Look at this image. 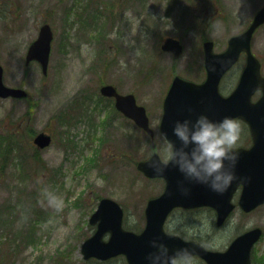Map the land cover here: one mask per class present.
I'll return each mask as SVG.
<instances>
[{"label":"rangeland","instance_id":"374dc122","mask_svg":"<svg viewBox=\"0 0 264 264\" xmlns=\"http://www.w3.org/2000/svg\"><path fill=\"white\" fill-rule=\"evenodd\" d=\"M93 2L100 11L88 8L96 19L88 28L82 18L87 4ZM222 2L226 19L205 26L214 16L207 1L195 5L190 0H0L4 82L25 88L30 95L27 101L0 100V133L17 129L16 120L32 107L27 124L33 133L43 131L54 137L53 145L42 151L46 169L43 164L39 170L34 165L31 169L15 159L0 180L2 209L17 205L32 192L37 196L32 197V210L42 214L32 244L19 237L25 218L23 225L19 221L1 224L0 264H85L80 248L94 233L89 219L104 197L125 208V228H144L146 201L163 189L135 167V162L150 156L152 140L132 121L113 112L112 100L97 103L102 97L100 87L111 84L122 94L135 95L148 111L155 150L165 159L167 141L159 125L173 78L200 76L188 68H202L203 37L215 41V51L224 50L228 39L243 32L264 5V0ZM45 23L55 36L47 77L37 62L25 67L28 47ZM168 37L181 40L184 46L178 60L161 51ZM252 50L264 60V26L255 33ZM232 78L225 79L224 91ZM61 113L68 120L65 124ZM193 219L206 221L201 235L213 231V240L207 243L221 250L249 229L264 231V206L249 214L235 210L231 223L221 231L211 225L210 214ZM263 256L264 235L253 249V264H264Z\"/></svg>","mask_w":264,"mask_h":264},{"label":"water","instance_id":"95a60500","mask_svg":"<svg viewBox=\"0 0 264 264\" xmlns=\"http://www.w3.org/2000/svg\"><path fill=\"white\" fill-rule=\"evenodd\" d=\"M264 24V6L255 15L250 27L241 35L229 41L228 49L222 54L214 53L212 42L205 43V65L208 72L207 80L197 85L176 76L164 101V113L160 125L162 133H167L168 138L179 144L172 133V124L176 119L185 117L195 118L201 112H206L212 119L219 120L224 116L240 118L250 127L254 145L250 149H238L239 160L235 171L237 179L223 193L210 189L208 193H196L198 183L189 184L184 180L183 174L172 164H169L163 175H157L148 162H140L138 169L148 177H162L166 180L165 192L157 199L149 201L146 209L147 225L142 234H135L123 228L124 211L114 200L102 199L97 211L90 218L91 225H97L95 234L87 239L82 251L86 259L95 257L107 260L124 254L130 264H147V254L152 250L150 240L160 238L176 240L181 247H187L191 254L199 255L208 264H251L253 246L259 241L262 230L255 228L237 237L226 252H214L203 246L185 242L178 237L166 235L164 222L168 214L176 207L211 206L218 212V224L221 225L235 208L231 200L237 187L242 184L239 205L245 212H251L259 205L264 204V113H258L259 106H264V96L257 103H252V96L261 89L264 92V77L261 75V65L251 50V41L255 31ZM54 35L49 24H45L39 31L38 38L30 45L26 55V65L37 61L44 75L48 74L52 41ZM162 50L173 53L178 58L183 52L180 41L168 38L162 45ZM247 54V65L241 75L236 90L229 96L223 97L219 93V82L223 75L238 61L240 54ZM4 69L0 64V98L22 99L28 96L25 89L7 87L3 81ZM101 93L110 98H115V106L127 117L144 129L152 138L154 131L143 106L137 104L133 94L122 95L112 85L101 88ZM52 143V137L45 132L38 134L34 144L45 149ZM160 159V157H159ZM190 187L185 194L181 191V184ZM106 234L110 237L104 240Z\"/></svg>","mask_w":264,"mask_h":264},{"label":"clouds","instance_id":"9594fccd","mask_svg":"<svg viewBox=\"0 0 264 264\" xmlns=\"http://www.w3.org/2000/svg\"><path fill=\"white\" fill-rule=\"evenodd\" d=\"M171 130L179 144L168 138L166 132L162 133L167 138V157L164 160L154 157L148 162L155 174L163 175L172 164L189 184H204L218 193L226 191L237 179L236 145L241 133L237 119L224 116L215 120L201 112L194 119H176ZM181 191L187 194L190 187L182 183ZM150 244L152 250L147 254V264H194L191 250L186 246L173 251L160 238H152Z\"/></svg>","mask_w":264,"mask_h":264},{"label":"flooded vegetation","instance_id":"af4514ba","mask_svg":"<svg viewBox=\"0 0 264 264\" xmlns=\"http://www.w3.org/2000/svg\"><path fill=\"white\" fill-rule=\"evenodd\" d=\"M202 1H207L208 4L210 3L212 5V11L214 16L211 17L210 22L207 23L208 19L205 18V23H207L205 26H211L214 23H217L219 21H223L224 19H226V9L223 7V0H194V4H202ZM216 6V7H215ZM215 7V8H214ZM204 21V20H202ZM195 22L198 25H202L196 18H195ZM242 33V32H241ZM238 33L236 35H233L232 37H236L239 34ZM205 35V34H204ZM230 37L227 41V45L225 47L224 50L219 51L217 53H221L223 51L226 50L227 46H228V42L229 40L232 38ZM208 41H211L214 43L215 45V41L210 39L208 36H204L203 40H202V52H203V63H202V68H194L192 66H190L188 68V70L190 69H194L195 71L199 72L200 76L191 78L192 81L196 82V83H203L206 80L207 77V71L205 68V54H204V44ZM215 48V46H214ZM260 62H261V71H262V75L264 76V60L259 58ZM246 62H247V56L245 53H242L240 56L239 61L232 67V69L226 73L220 82L219 85V90L221 92L222 95L224 96H228L230 95L237 87L238 82H239V78L241 76V73L243 72L245 66H246ZM232 80L229 82V86H228V90L224 91L223 90V84L225 82L226 78H230L232 77ZM201 78V79H200ZM237 80L236 84L233 86V83H235V81ZM233 86V87H232ZM228 93V94H226ZM264 96V92L260 89L257 90L255 92V94L253 95L252 101L253 103H257L260 101V99ZM114 102V101H113ZM258 113H264V106H259L257 109ZM162 115H163V105H162ZM162 118V116H161ZM240 125H241V129L243 130V133L240 134L238 143L236 145V150L241 149V148H245V149H249L250 147H252V145L254 144V139L250 130V127L248 126L247 123H245L242 119L236 118ZM155 152V150L153 149L150 156L148 158H145L143 161H148L150 159V157L153 155V153ZM159 154V153H158ZM160 155V154H159ZM161 160H164V158H162L160 156ZM145 177V176H144ZM148 181L150 182H157L159 185L162 184V191L160 194H158L155 197H151L149 200L146 201L145 207H144V216H145V226L142 230L140 231H135V229L133 228H126V230L128 231H132L136 234H142L143 231L146 228L147 225V219H146V209L148 206V203L150 200L155 199L160 197L166 190V180L164 178H158V179H150L145 177ZM204 184H199L196 187V193L202 194V193H208L207 191V186L203 187ZM242 190L243 187L242 185H239L236 189V191L234 192L233 195V200L234 201H238L241 194H242ZM100 201V200H99ZM98 206V205H97ZM124 213L126 214V210L125 208L122 206ZM240 209V208H237ZM236 209V210H237ZM241 210V209H240ZM242 211V210H241ZM244 213V211H242ZM200 214H210L211 217V225H214V229L216 230H223L225 229L232 221L233 218V214L224 222V224L221 226L218 224V214L217 211L211 207V206H198V207H192V208H188V207H176L174 208L167 216L165 222H164V232L167 235L173 236V237H178L180 239H182L185 242H195L200 244L201 246H203L205 249L208 250H212V251H222L225 252L227 251V249L229 248L231 242L237 237H235L233 240H231V242L229 244H227L226 247L222 248L221 250L219 249H215L213 248L212 242L207 243V240H213V231L211 232H206L203 236L201 234L204 233V231H202L201 229L204 227L206 221H201V220H195L193 218H196V216L200 215ZM94 227V232L96 231V226ZM244 233V232H243ZM242 234V233H241ZM187 236L189 237L188 239H184V237ZM165 241V239H163ZM176 240H166L167 244L169 245L170 250H175L177 248L181 247L180 243H174ZM84 243V242H83ZM82 243V245H83ZM82 245H81V257L82 260L85 264H130L128 258L126 255L121 254L118 255L116 257L110 258L108 260H98L97 258L94 257H90L88 259L85 258L84 253L82 252ZM194 264H207V262L202 259L199 256H192Z\"/></svg>","mask_w":264,"mask_h":264},{"label":"trees","instance_id":"16d2710c","mask_svg":"<svg viewBox=\"0 0 264 264\" xmlns=\"http://www.w3.org/2000/svg\"><path fill=\"white\" fill-rule=\"evenodd\" d=\"M31 110L32 107L24 116L16 120V123L18 124L17 129L9 133H0V180L9 165L13 163L15 159H18L19 163L28 166L31 169L34 165L37 167V170H39L41 164H43V168L46 169L41 159V153L37 149L32 150V136L34 135V131H32L31 127L27 124L31 123ZM60 115L61 123L65 124L67 120L66 116L63 115V113ZM32 197L37 198V196L31 192L27 195V198L21 197L17 201V205L10 204L3 209L0 207V226L3 223L13 224L16 221H19L20 225H23L24 223H21V219H26L25 224L19 231V237L21 240L23 239V242L27 241L28 244L34 242L36 226L41 222L42 217L39 210H32ZM34 202L37 205V201ZM32 214L36 216L32 217ZM1 236L7 238V234H2ZM1 249L2 246H0V251Z\"/></svg>","mask_w":264,"mask_h":264},{"label":"bare ground","instance_id":"6f19581e","mask_svg":"<svg viewBox=\"0 0 264 264\" xmlns=\"http://www.w3.org/2000/svg\"><path fill=\"white\" fill-rule=\"evenodd\" d=\"M174 38V37H173ZM174 39H176V40H178V41H180L181 42V40H179V39H177V38H174ZM224 224V222L221 224V226Z\"/></svg>","mask_w":264,"mask_h":264}]
</instances>
